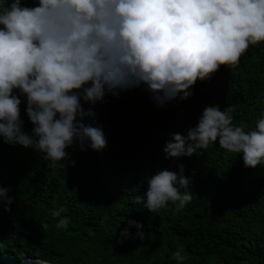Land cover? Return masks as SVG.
Listing matches in <instances>:
<instances>
[{
	"label": "trees",
	"instance_id": "16d2710c",
	"mask_svg": "<svg viewBox=\"0 0 264 264\" xmlns=\"http://www.w3.org/2000/svg\"><path fill=\"white\" fill-rule=\"evenodd\" d=\"M190 91L186 100L163 107L143 87L84 104L94 113L85 123L103 130L106 146L68 148L69 157L55 164L0 141V188L11 198L5 211L0 197V251L57 264H175L169 257L179 245L183 264H264V164L246 168L240 154L217 142L199 156L165 159L163 152L170 134H185L206 106H231L234 125L254 128L264 112V43L250 45L238 64L220 66ZM24 107L21 97L30 130ZM181 165L192 196L183 209L168 202L150 213L134 202L146 191L147 177L163 168L178 172ZM61 207L67 230L57 229L51 216ZM128 220L144 226V239L117 243Z\"/></svg>",
	"mask_w": 264,
	"mask_h": 264
},
{
	"label": "clouds",
	"instance_id": "9594fccd",
	"mask_svg": "<svg viewBox=\"0 0 264 264\" xmlns=\"http://www.w3.org/2000/svg\"><path fill=\"white\" fill-rule=\"evenodd\" d=\"M264 43V0H0V141L31 148L53 164L69 157L68 148L100 151L106 138L85 123L94 113L84 104L143 87L159 107L186 100L196 81L220 66H235L250 45ZM24 114L32 125L25 130ZM232 107L203 108L185 134L172 133L165 159L199 156L213 142L240 154L246 168L264 164V112L245 132L232 123ZM190 177L181 165L147 177L143 204L150 213L168 202L178 211L192 199ZM6 188L5 211L11 198ZM63 207L51 210L57 229L70 220ZM117 243L143 240V225L128 220ZM137 229L130 233L129 229ZM169 259L183 264L177 246ZM31 264H52L36 257Z\"/></svg>",
	"mask_w": 264,
	"mask_h": 264
},
{
	"label": "water",
	"instance_id": "95a60500",
	"mask_svg": "<svg viewBox=\"0 0 264 264\" xmlns=\"http://www.w3.org/2000/svg\"><path fill=\"white\" fill-rule=\"evenodd\" d=\"M33 259L35 258L25 257L23 259H19L13 252L0 251V264H31ZM52 264L57 263L52 262Z\"/></svg>",
	"mask_w": 264,
	"mask_h": 264
},
{
	"label": "built area",
	"instance_id": "2783aa9c",
	"mask_svg": "<svg viewBox=\"0 0 264 264\" xmlns=\"http://www.w3.org/2000/svg\"><path fill=\"white\" fill-rule=\"evenodd\" d=\"M102 264H112V263H102Z\"/></svg>",
	"mask_w": 264,
	"mask_h": 264
}]
</instances>
